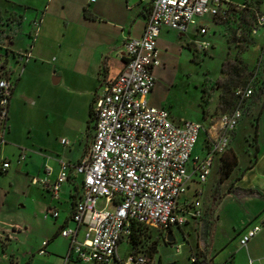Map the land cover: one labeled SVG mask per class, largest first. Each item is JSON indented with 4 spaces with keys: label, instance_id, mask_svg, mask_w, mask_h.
I'll use <instances>...</instances> for the list:
<instances>
[{
    "label": "crops",
    "instance_id": "crops-1",
    "mask_svg": "<svg viewBox=\"0 0 264 264\" xmlns=\"http://www.w3.org/2000/svg\"><path fill=\"white\" fill-rule=\"evenodd\" d=\"M252 4L264 13V0H253ZM148 11L149 3L146 0H0V34L3 33L0 41H7L14 50H24L32 44L31 56L21 69L12 62L14 73L18 74L9 100L5 142L0 145V159L9 162V166L0 172V250L15 264H22V260L23 264H62L63 257L69 252V239L57 237V232L61 227H75L70 212L80 194L81 177L70 173L60 187L58 200L52 199L49 192L32 183L31 178L42 175L45 165L55 174L60 160L74 163L84 153L94 130L90 114L94 95L103 81L115 77L122 69L124 42L142 33ZM41 12L40 30L32 39L30 23ZM238 14L235 12L234 16L238 17ZM241 19L243 30L240 37L235 35L238 26L235 21L223 23L208 16L198 19L207 27L200 38L210 42L208 55L214 53L215 35L226 40L219 71L222 72L221 67L227 56L235 59V66L231 73H222L226 76L225 86L215 87L212 91H206L204 76L201 99L209 102L215 98L214 106L211 110L203 108L199 120L183 119L206 126L212 116L228 112L233 107L234 97L231 91L228 96L225 87L228 83L232 87L237 83L240 68H256L253 93L243 104L230 148L236 154L235 168L239 163L235 142L239 137L246 139L252 135V149L244 148L246 160L241 169H257L260 166V177L253 186L241 188L234 185L238 176L233 174L232 169L227 177L230 179L227 187L230 188L226 192L237 197L239 216L231 219L229 231L222 236L216 232L218 214L213 216L208 207V214L203 215L202 201L201 217L188 218L182 225H173L180 229L185 239L175 247L173 242L165 240V231L154 228L148 231L144 239L157 240L156 252L151 257L152 264H175L177 256L182 253L188 255V259L194 254L202 264H264V27L256 35H250L246 30L248 19L244 16ZM169 35L179 36L190 60H203L206 57L204 51L196 52L190 45L192 39L199 38L196 26H190L185 33L161 27L155 42L161 63L152 68L153 75L154 72L159 75L164 70L167 53L160 50L159 44ZM154 79V85L147 94L149 104L165 107L175 121L181 120L175 117L171 105L159 91L156 75ZM52 80L65 90L64 99L60 96L58 102L55 100V104L65 103V119L53 129L38 121L33 125V130L29 129L28 135L19 136L15 128L19 102L25 98L32 104L37 103L39 91L50 85ZM35 111L43 112L42 109ZM245 119L251 129L240 133ZM199 136L204 137L203 133ZM62 138L66 139V143L61 142ZM72 146L76 147L77 152L69 155ZM21 152L25 156L17 162ZM194 152H200V149L194 147ZM221 155L214 158L212 169H219ZM192 186L193 196L198 184L190 182L187 190ZM184 195L191 197L186 193ZM50 206L57 208L55 217L48 213ZM258 223L261 224L260 230L245 246H240L238 239L241 233ZM169 230L172 232V226ZM172 235L175 241L173 232ZM44 241L46 243L43 245ZM123 242L130 244L127 239L120 240L115 258L107 264H132L128 256L133 249L130 247L128 253H122L119 246ZM180 246H186L187 250H180ZM15 247L22 251L18 256ZM42 247L45 252L39 253ZM66 264L89 263L69 260Z\"/></svg>",
    "mask_w": 264,
    "mask_h": 264
},
{
    "label": "built area",
    "instance_id": "built-area-1",
    "mask_svg": "<svg viewBox=\"0 0 264 264\" xmlns=\"http://www.w3.org/2000/svg\"><path fill=\"white\" fill-rule=\"evenodd\" d=\"M146 1L149 11L142 33L125 40L122 69L115 77L103 81L94 95L91 104L94 130L84 153L74 163L60 160L55 174L45 165L42 175L31 178L32 183L58 200L60 187L70 173L81 177L80 194L70 212L75 227H61L57 232V237L69 239V252L62 264L69 260L107 264L115 258L118 242L128 240L133 225L167 232L188 218L201 217L199 185L210 174L214 158L230 147L243 104L253 93L257 69L240 68L238 81L231 89L233 107L212 116L206 126L191 119L175 121L167 108L149 104L147 94L155 80L152 68L161 63L155 45L161 27L185 33L190 26H196L199 38L192 39L190 45L201 52L210 47V42L200 38L207 27L199 18L208 16L223 23L235 21L238 25L235 35L240 37L241 17L248 19L247 32L256 35L264 27V13L252 4L253 0ZM41 18L42 12L31 20L32 39L39 33ZM31 47L30 43L24 50H14L7 41H0V145L5 142L9 100L18 74L14 73L12 62L21 69L31 56ZM201 133L203 147L194 152ZM61 142L66 143V139ZM24 156L21 152L17 162ZM8 166L9 162L1 158L0 172ZM192 181L198 186L193 196L187 197L184 194ZM98 197H104L107 203L112 201L114 209H95ZM48 213L55 217L57 208L50 206ZM260 228L258 223L245 229L238 239L239 245L245 246ZM142 244H137L129 254L132 264H152ZM38 252L45 250L42 247ZM189 260L199 261L194 254Z\"/></svg>",
    "mask_w": 264,
    "mask_h": 264
},
{
    "label": "rangeland",
    "instance_id": "rangeland-1",
    "mask_svg": "<svg viewBox=\"0 0 264 264\" xmlns=\"http://www.w3.org/2000/svg\"><path fill=\"white\" fill-rule=\"evenodd\" d=\"M2 35L3 33L0 34V40ZM178 37L179 36L177 35H169L168 37L163 38L159 44L160 50L166 51L167 58L165 59L164 70L162 73L157 75L156 72H154V75H156L159 91L171 105L175 117L180 119L191 118L199 120L201 119L202 109L207 108L208 110H211L215 102V98H211L209 102H204L203 99H201V83L204 76L206 79L205 89L207 92L208 90L212 91L215 87L217 88L222 85L225 86V75L231 73L230 71L235 66V59L227 58V56L221 67L222 72H220V56L226 48V40L223 37L215 35V49L212 56L208 55L207 48L204 50L206 57L203 60H200V58L196 59L197 61L190 60L188 51L184 48L186 47L185 44L181 43ZM223 72L225 75L222 74ZM209 75L211 76L208 78ZM50 83V85L45 86L43 90L39 91L37 103L32 104L31 101L25 98H22L19 102L20 111L15 119V128L19 136H24L25 134L28 135L29 129L31 128L33 130V125L38 121L39 123H42L43 126L48 125L50 129H53L61 124L62 119H65V116L67 115L64 111L65 103L63 102L60 104L59 102V104H55V100L58 102L60 96L64 99L66 95L65 90L59 83H53V80ZM231 87L232 86L229 83L225 87V91L229 94L228 96L231 95ZM35 109H42L43 112L35 113ZM248 128L251 129V126L245 119L244 122H242L240 133H243ZM252 141L253 139L251 135L247 136L246 139L239 137L234 144L235 151L239 156V163L233 171V174L238 176L235 179L234 185L241 188H249L253 186L257 183V179L260 177V166H258L257 169L254 167L246 170L241 169L242 164L246 160L243 150L245 147L250 150ZM195 147L201 150L203 147V136H199ZM75 152H77L76 147L72 146L69 155H73ZM219 172V169H211L210 174L207 176L206 180L199 185V187L202 190L200 197L204 209L203 215L205 213L208 214V207H210L213 216H215L216 213L218 214L216 232L219 236H222L225 232L229 231L231 219L238 217L239 212L237 210V197L226 192L230 188L227 187L230 179L224 178L221 181L219 179ZM192 190L193 186L185 193L191 195ZM94 207L97 210L112 211L114 209V203L112 201L107 203L104 197H98L95 199ZM172 232L175 236V241L172 243L174 247L176 244L185 241L180 229L172 226ZM184 234L186 235L185 230ZM81 236L82 230L79 233V237ZM130 247V244L123 242L119 246V249L122 253H128ZM179 249L184 251L187 250V247L180 246ZM161 250L162 248L160 251ZM15 251L17 256L22 252L16 247ZM177 259L178 261L175 264H191L188 255H185L184 253H182L181 256L178 255ZM0 264H15V262L3 256L0 250Z\"/></svg>",
    "mask_w": 264,
    "mask_h": 264
},
{
    "label": "trees",
    "instance_id": "trees-1",
    "mask_svg": "<svg viewBox=\"0 0 264 264\" xmlns=\"http://www.w3.org/2000/svg\"><path fill=\"white\" fill-rule=\"evenodd\" d=\"M91 114V112H90ZM237 163L236 154L234 151L229 147L225 152L222 153L220 157V165H219V179L223 180L224 178H227L234 166ZM152 227H148L145 225H133L132 226V232L128 238L132 249H135L137 244L143 243V251L147 254L148 257H152L153 254L156 252V244L157 240L152 239L149 241H146L144 239V236L148 231H150ZM155 229V228H154ZM158 230V229H156ZM160 231V230H158ZM195 264H202V262L198 261Z\"/></svg>",
    "mask_w": 264,
    "mask_h": 264
},
{
    "label": "water",
    "instance_id": "water-1",
    "mask_svg": "<svg viewBox=\"0 0 264 264\" xmlns=\"http://www.w3.org/2000/svg\"><path fill=\"white\" fill-rule=\"evenodd\" d=\"M165 240L168 242H173L174 241V237L172 235V232L169 230L165 233Z\"/></svg>",
    "mask_w": 264,
    "mask_h": 264
}]
</instances>
